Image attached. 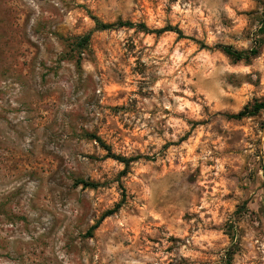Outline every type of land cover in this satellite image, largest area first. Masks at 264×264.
Instances as JSON below:
<instances>
[{
	"label": "rangeland",
	"instance_id": "rangeland-1",
	"mask_svg": "<svg viewBox=\"0 0 264 264\" xmlns=\"http://www.w3.org/2000/svg\"><path fill=\"white\" fill-rule=\"evenodd\" d=\"M261 102L264 0H0V264H264Z\"/></svg>",
	"mask_w": 264,
	"mask_h": 264
},
{
	"label": "trees",
	"instance_id": "trees-1",
	"mask_svg": "<svg viewBox=\"0 0 264 264\" xmlns=\"http://www.w3.org/2000/svg\"><path fill=\"white\" fill-rule=\"evenodd\" d=\"M93 19L96 23V30L115 29L118 27H130V28L135 27V28H138L139 30L147 32V33H162L165 31H171V32L177 33L179 35V37H184L182 30H180L178 27H174V26H166V27L159 29V30H152L145 23H133L131 21H126V22H117V23L108 24V23H103L101 20H99L96 17H93ZM74 39L76 41L75 46H76L78 54H79L78 56L81 57L82 53H84L85 50L89 47V43H90V39H91V33H88L86 35L76 36ZM219 48L225 54L232 57L236 61H239L242 59H248V57L251 55L252 52L255 53V51H250V52L238 51V50H236L233 47L228 46V45H221V46H219ZM263 109H264V102H261V103L255 104L251 109L246 108V109L240 111L239 113L231 114L230 117L233 119H242L244 117L254 116V115L258 114ZM88 137L96 140L100 144V146L108 152L107 157L113 158L115 160H118L121 163H124V165H125L124 172L129 167L130 163L134 160L133 158L127 159L125 157H122V156H119V155L113 153L111 147L108 144H106L100 136H97L95 134H88ZM76 184L82 185L84 188H87V187L97 188L99 186V184L97 182L86 181V180H78L76 182ZM119 208H120V205L118 204V205H116L115 208L106 211L102 215L100 220L94 226L91 227L90 231L98 228L100 223L105 218L115 214L119 210Z\"/></svg>",
	"mask_w": 264,
	"mask_h": 264
},
{
	"label": "water",
	"instance_id": "water-1",
	"mask_svg": "<svg viewBox=\"0 0 264 264\" xmlns=\"http://www.w3.org/2000/svg\"><path fill=\"white\" fill-rule=\"evenodd\" d=\"M263 135H264V131H263Z\"/></svg>",
	"mask_w": 264,
	"mask_h": 264
}]
</instances>
